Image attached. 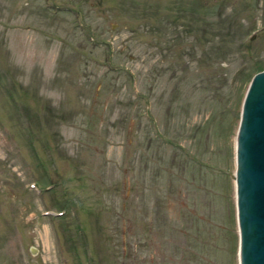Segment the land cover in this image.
I'll use <instances>...</instances> for the list:
<instances>
[{"label":"rangeland","instance_id":"374dc122","mask_svg":"<svg viewBox=\"0 0 264 264\" xmlns=\"http://www.w3.org/2000/svg\"><path fill=\"white\" fill-rule=\"evenodd\" d=\"M262 69L264 0H0V264H238Z\"/></svg>","mask_w":264,"mask_h":264},{"label":"water","instance_id":"95a60500","mask_svg":"<svg viewBox=\"0 0 264 264\" xmlns=\"http://www.w3.org/2000/svg\"><path fill=\"white\" fill-rule=\"evenodd\" d=\"M232 178L238 264H264V70L254 75L242 102Z\"/></svg>","mask_w":264,"mask_h":264},{"label":"trees","instance_id":"16d2710c","mask_svg":"<svg viewBox=\"0 0 264 264\" xmlns=\"http://www.w3.org/2000/svg\"><path fill=\"white\" fill-rule=\"evenodd\" d=\"M264 69H262L261 71H263ZM261 71H257V72H255L253 75H252V77L255 75V74H257V73H259V72H261ZM252 77H251V79H252ZM250 79V80H251Z\"/></svg>","mask_w":264,"mask_h":264},{"label":"bare ground","instance_id":"6f19581e","mask_svg":"<svg viewBox=\"0 0 264 264\" xmlns=\"http://www.w3.org/2000/svg\"><path fill=\"white\" fill-rule=\"evenodd\" d=\"M235 183V182H234Z\"/></svg>","mask_w":264,"mask_h":264}]
</instances>
